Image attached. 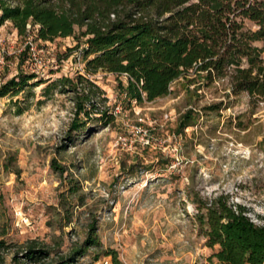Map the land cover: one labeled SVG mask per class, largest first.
I'll return each mask as SVG.
<instances>
[{
  "label": "rangeland",
  "instance_id": "374dc122",
  "mask_svg": "<svg viewBox=\"0 0 264 264\" xmlns=\"http://www.w3.org/2000/svg\"><path fill=\"white\" fill-rule=\"evenodd\" d=\"M32 37L10 21L0 25L5 81L18 72L35 74L30 83L44 81L0 97V239H35L62 254L94 225L100 246L76 264H109L107 248L122 264H217L211 254L218 246L205 243L196 196L228 194L264 224V99L234 95L226 82L186 87L180 78L164 96L128 102L118 85L125 77L99 70L88 76L104 90L115 119L69 133L70 95H44L42 88L85 73L77 41L34 40L41 66L29 67ZM188 109L194 124L177 133Z\"/></svg>",
  "mask_w": 264,
  "mask_h": 264
},
{
  "label": "trees",
  "instance_id": "16d2710c",
  "mask_svg": "<svg viewBox=\"0 0 264 264\" xmlns=\"http://www.w3.org/2000/svg\"><path fill=\"white\" fill-rule=\"evenodd\" d=\"M4 21L20 35L31 32L33 41L69 36L77 41L85 73L57 77L42 88L44 95H70L69 133L87 122L105 126L115 119L104 90L88 76L99 70L125 77L118 85L128 102L164 96L180 78L186 87L222 81L234 95L264 99V0H0V25ZM35 77L18 72L0 85V97L44 82L30 83ZM194 119L192 109L182 113L177 133ZM194 204L206 245L218 246L211 254L217 264H264V224L255 223L245 206L223 193L196 196ZM99 246L94 225L81 244L62 254L35 239H0V264H76ZM102 253L109 264H122L116 250Z\"/></svg>",
  "mask_w": 264,
  "mask_h": 264
},
{
  "label": "built area",
  "instance_id": "2783aa9c",
  "mask_svg": "<svg viewBox=\"0 0 264 264\" xmlns=\"http://www.w3.org/2000/svg\"><path fill=\"white\" fill-rule=\"evenodd\" d=\"M28 27H29V25H28ZM33 42L34 41L32 40V38H29L26 41V44L28 46V55H29V57L27 59V64L29 65V67H40L41 66L40 65L41 59L38 56V51L35 48ZM5 64H6L5 51L1 48L0 49V85L5 81L4 77L2 76L3 72H4ZM135 133L141 135L143 142H145V143L148 142L147 135L142 129L136 128ZM144 138H146V139L144 140Z\"/></svg>",
  "mask_w": 264,
  "mask_h": 264
}]
</instances>
